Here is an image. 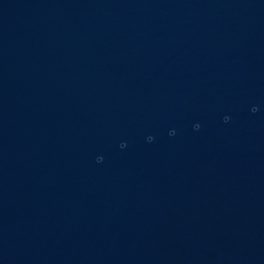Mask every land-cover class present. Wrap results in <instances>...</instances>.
<instances>
[{
	"label": "water",
	"instance_id": "95a60500",
	"mask_svg": "<svg viewBox=\"0 0 264 264\" xmlns=\"http://www.w3.org/2000/svg\"><path fill=\"white\" fill-rule=\"evenodd\" d=\"M0 264H264V0H0Z\"/></svg>",
	"mask_w": 264,
	"mask_h": 264
}]
</instances>
